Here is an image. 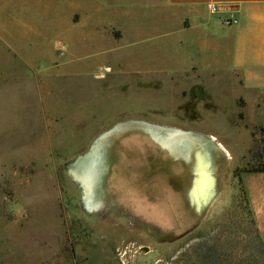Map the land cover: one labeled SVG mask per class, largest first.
Here are the masks:
<instances>
[{"label":"rangeland","instance_id":"374dc122","mask_svg":"<svg viewBox=\"0 0 264 264\" xmlns=\"http://www.w3.org/2000/svg\"><path fill=\"white\" fill-rule=\"evenodd\" d=\"M49 19L0 10V264H264L240 181L263 130L234 115L235 72L180 76L160 41L83 48Z\"/></svg>","mask_w":264,"mask_h":264},{"label":"crops","instance_id":"0c3cea01","mask_svg":"<svg viewBox=\"0 0 264 264\" xmlns=\"http://www.w3.org/2000/svg\"><path fill=\"white\" fill-rule=\"evenodd\" d=\"M208 5L218 12L211 13ZM8 9L48 11L49 27H65L56 36L83 48L107 43L112 52L128 33L133 41L143 37L155 44L160 41L166 56L176 52L180 58V76L229 69L244 93L235 97L234 115L239 113L243 122L264 130V0H0V10ZM227 18L236 22L226 25ZM43 19L36 25L45 24ZM209 137L216 139H210L215 155H224L217 143L231 154L227 142ZM240 181L264 247V172H247ZM224 199L212 198L209 210L231 198Z\"/></svg>","mask_w":264,"mask_h":264},{"label":"water","instance_id":"95a60500","mask_svg":"<svg viewBox=\"0 0 264 264\" xmlns=\"http://www.w3.org/2000/svg\"><path fill=\"white\" fill-rule=\"evenodd\" d=\"M188 156L192 157V161L195 165V168L198 170L196 171V177L194 180V186L192 189V195L194 198H197V194L200 197V199L205 200V191L204 189H210L212 187L211 181L209 179V175L206 171L209 164L206 161L201 147V144L195 140L188 141ZM190 157V158H191ZM203 163V164H202ZM199 167L204 168L203 171L199 172ZM204 191V192H203Z\"/></svg>","mask_w":264,"mask_h":264},{"label":"trees","instance_id":"16d2710c","mask_svg":"<svg viewBox=\"0 0 264 264\" xmlns=\"http://www.w3.org/2000/svg\"><path fill=\"white\" fill-rule=\"evenodd\" d=\"M261 143H262V151H261V154L259 155V159L261 160L260 166L256 169L249 170L248 172H255V173L256 172H264V139L261 140ZM257 237H258V235H257ZM258 240H259V243L261 245V252H262V254H264V247H263L262 242L260 241L259 237H258Z\"/></svg>","mask_w":264,"mask_h":264},{"label":"built area","instance_id":"2783aa9c","mask_svg":"<svg viewBox=\"0 0 264 264\" xmlns=\"http://www.w3.org/2000/svg\"><path fill=\"white\" fill-rule=\"evenodd\" d=\"M207 10H209L211 13H217L218 12L217 7L214 5H208ZM235 22H236L235 19H232V18H227L224 20V23L226 25H231V24H234Z\"/></svg>","mask_w":264,"mask_h":264},{"label":"bare ground","instance_id":"6f19581e","mask_svg":"<svg viewBox=\"0 0 264 264\" xmlns=\"http://www.w3.org/2000/svg\"><path fill=\"white\" fill-rule=\"evenodd\" d=\"M209 139H211L212 141H216L215 138L213 137H209ZM217 146L223 151L225 157H227V159H230V155L224 150V148L222 147V145H220L219 143H217Z\"/></svg>","mask_w":264,"mask_h":264}]
</instances>
